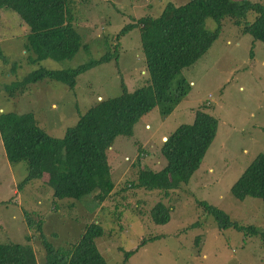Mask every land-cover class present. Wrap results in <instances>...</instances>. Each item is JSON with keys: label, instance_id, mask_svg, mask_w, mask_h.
<instances>
[{"label": "rangeland", "instance_id": "374dc122", "mask_svg": "<svg viewBox=\"0 0 264 264\" xmlns=\"http://www.w3.org/2000/svg\"><path fill=\"white\" fill-rule=\"evenodd\" d=\"M167 1L180 5L188 0H68L82 47L70 59L35 64L27 59V24L16 11L0 8V48L7 59L6 63L0 60V111H32L51 136L62 137L98 99L122 94L123 83L129 91L148 84L139 25L117 38L116 34L141 16L158 15ZM254 15L249 12L247 21ZM205 26L215 29L216 19L206 17ZM106 52L112 53L111 58L79 74L73 88L44 79L15 97L2 89L39 66L74 68ZM178 81L182 84L172 95L174 105L168 112L156 106L136 123L132 137L114 140L108 151L114 187L98 203L94 192L79 199L55 197L47 174L18 186L26 165L7 160L0 138V243L28 242L39 264H45L46 251L36 221L42 220L46 238L56 246L75 242L86 224L95 221L103 228L95 243L107 264H264L260 237L231 227L219 229L197 201L221 207L245 226L256 224L264 229V200L238 199L230 190L255 156L264 153V42L226 17L211 48L183 68L170 87L177 88ZM197 109L214 114L218 125L188 182L167 193L126 186L136 181L140 165L154 170L163 167V139L181 123L191 122ZM158 200L171 207L165 223L151 219L150 209ZM197 221L198 226L191 227ZM132 250L126 257L125 251Z\"/></svg>", "mask_w": 264, "mask_h": 264}, {"label": "trees", "instance_id": "16d2710c", "mask_svg": "<svg viewBox=\"0 0 264 264\" xmlns=\"http://www.w3.org/2000/svg\"><path fill=\"white\" fill-rule=\"evenodd\" d=\"M0 8L16 11L27 24L25 47L30 53L27 57L30 63L70 59L82 47V36L74 26V14L68 0H0ZM249 12L255 14L251 22L247 21ZM208 16L216 19L215 29L205 26ZM226 17L241 25V30L251 34L253 39L264 42V2L250 0H188L180 5L167 1L158 15H144L128 23L116 38L139 25L150 75L148 84L129 91L123 83L122 94L98 99L80 114L77 123L66 128L62 137L51 136L38 124L32 111H0V138L5 156L10 163L24 162L26 165V174L18 186L47 174L55 197L79 199L94 192L96 202L103 201L115 183L108 160L114 140L132 137L136 123L156 106L164 107V112L171 109L174 105L172 95L182 84L178 81V87L171 88L173 79L211 48ZM111 56V52H106L74 68L39 66L21 79L4 84L2 89L9 97H15L28 85L44 79L73 88L79 74L108 61ZM0 60L7 62L1 48ZM217 125L214 114L197 109L191 122L181 123L162 141L160 151L166 159L163 167L154 170L140 165L136 181L126 186L162 189L167 193L187 183L213 141ZM230 190L238 199L252 196L264 200V153L255 156L234 180ZM197 201L204 214L214 218L219 229L231 227L258 236L264 243V229L256 224L245 226L221 207L205 200ZM170 209L158 200L150 209L151 219L156 223L167 222ZM25 213L28 222L33 224L31 215ZM199 223L197 221L191 227ZM36 224L46 251L45 264H107L95 243V239L103 235L100 223H87L80 237L67 246L51 243L43 232L42 220ZM27 239L30 240V236ZM133 252L135 250L125 251V256L129 257ZM0 264L39 262L30 243L8 242L0 243Z\"/></svg>", "mask_w": 264, "mask_h": 264}, {"label": "crops", "instance_id": "0c3cea01", "mask_svg": "<svg viewBox=\"0 0 264 264\" xmlns=\"http://www.w3.org/2000/svg\"><path fill=\"white\" fill-rule=\"evenodd\" d=\"M3 9H4V8H3ZM7 11H8V10H7ZM10 13H11V12H10ZM11 15H14V14H13V13H11ZM14 16H15V15H14ZM24 26H25V25H24ZM25 29H26V33H27V28H26V26H25ZM26 33H25V34H26Z\"/></svg>", "mask_w": 264, "mask_h": 264}, {"label": "water", "instance_id": "95a60500", "mask_svg": "<svg viewBox=\"0 0 264 264\" xmlns=\"http://www.w3.org/2000/svg\"><path fill=\"white\" fill-rule=\"evenodd\" d=\"M163 140H166V138H164Z\"/></svg>", "mask_w": 264, "mask_h": 264}]
</instances>
